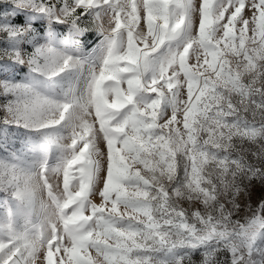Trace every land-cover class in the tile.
Returning a JSON list of instances; mask_svg holds the SVG:
<instances>
[{
	"label": "snow or ice",
	"instance_id": "6c2138e0",
	"mask_svg": "<svg viewBox=\"0 0 264 264\" xmlns=\"http://www.w3.org/2000/svg\"><path fill=\"white\" fill-rule=\"evenodd\" d=\"M186 261L264 264V0H0V264Z\"/></svg>",
	"mask_w": 264,
	"mask_h": 264
},
{
	"label": "rangeland",
	"instance_id": "374dc122",
	"mask_svg": "<svg viewBox=\"0 0 264 264\" xmlns=\"http://www.w3.org/2000/svg\"><path fill=\"white\" fill-rule=\"evenodd\" d=\"M197 2H198V0H197ZM105 27H107V23L105 24ZM65 143H67V141H65ZM53 183H55V179H53ZM41 198L46 200L47 199L46 194H43L41 196ZM91 199H92L93 203H97V204L100 203V199L98 196H93V197H91ZM254 203H255V201L253 200V205H254ZM180 204L182 207L187 209L191 206H195L196 202H192V204L190 205L187 201H181ZM244 212L248 213L250 215L249 209L247 207L244 208ZM42 216H43V213L40 211V208L38 205L37 209H36V216H34L33 219H36L37 217H42ZM21 223H23V222L21 221ZM93 255H94V253H93Z\"/></svg>",
	"mask_w": 264,
	"mask_h": 264
},
{
	"label": "trees",
	"instance_id": "16d2710c",
	"mask_svg": "<svg viewBox=\"0 0 264 264\" xmlns=\"http://www.w3.org/2000/svg\"><path fill=\"white\" fill-rule=\"evenodd\" d=\"M259 184H257L256 185V189H257V191H259ZM201 259V257H200V255L199 254H197V255H195L194 257H193V260L194 261H196V262H199V260ZM185 264H187V261L185 262Z\"/></svg>",
	"mask_w": 264,
	"mask_h": 264
}]
</instances>
